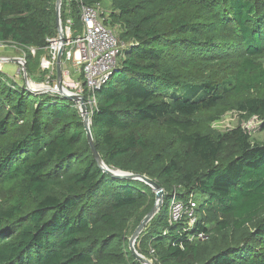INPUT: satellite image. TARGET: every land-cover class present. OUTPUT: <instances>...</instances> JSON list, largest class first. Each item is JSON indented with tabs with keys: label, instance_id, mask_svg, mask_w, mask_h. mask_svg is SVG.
<instances>
[{
	"label": "trees",
	"instance_id": "trees-1",
	"mask_svg": "<svg viewBox=\"0 0 264 264\" xmlns=\"http://www.w3.org/2000/svg\"><path fill=\"white\" fill-rule=\"evenodd\" d=\"M56 1H0V40L25 50L29 75L58 36ZM104 1L63 0L62 25L80 34L81 4ZM110 2L106 23L129 46L97 91L91 130L108 166L165 191L139 252L154 264H264V142L241 127L199 129L236 108L264 131V0ZM220 55L236 64L222 84L189 75ZM0 148V264H142L129 238L156 192L104 172L75 101L0 72ZM191 194L197 222L171 224L172 200Z\"/></svg>",
	"mask_w": 264,
	"mask_h": 264
},
{
	"label": "built area",
	"instance_id": "built-area-1",
	"mask_svg": "<svg viewBox=\"0 0 264 264\" xmlns=\"http://www.w3.org/2000/svg\"><path fill=\"white\" fill-rule=\"evenodd\" d=\"M105 13L101 9L100 4L94 6L81 4L83 31L75 35L73 21L69 18L66 25L63 26L65 34L64 43L59 33L57 37L49 39L48 58H52V61H48L49 59L47 58L48 60L44 59L42 63V67L52 69V66L58 60L59 51L63 46L62 63L64 60L74 61L78 72L84 78V82L80 84L74 79H66L67 73H64L63 86L67 93L74 92L84 96L90 116L97 108V91L109 82L112 74L119 67L122 60L121 57L125 55V49L129 46V42L121 40L118 34L108 27L106 23L107 14L106 16L103 15ZM9 49L23 50L20 44L13 40H0V51H7ZM32 53L35 54V49H32ZM26 57V52L13 57H0V71H3L4 63L13 62L17 64L19 74L28 80L29 74L26 68ZM50 73L46 78V82L49 84L31 82V90L36 93L41 91L34 88L33 84L49 87V90L57 89V83L54 87L50 85L52 72ZM86 89L87 92H85ZM195 208L196 201L194 194H191L188 201L173 199L170 204V223H178L187 217L190 225L195 224L197 222Z\"/></svg>",
	"mask_w": 264,
	"mask_h": 264
},
{
	"label": "rangeland",
	"instance_id": "rangeland-1",
	"mask_svg": "<svg viewBox=\"0 0 264 264\" xmlns=\"http://www.w3.org/2000/svg\"><path fill=\"white\" fill-rule=\"evenodd\" d=\"M110 7H111L110 0H105L103 2V4L101 5V9L106 12L107 18L109 17L108 15L110 14ZM107 25L119 36L120 31H121V28L119 25H113L112 23H109V22L107 23ZM229 32L233 33V31H229ZM225 46H227V45H225ZM233 46H235L234 48H238V47H236V46H238L237 43H234ZM22 52H25V50H18V54L22 53ZM220 53L223 54L224 56H226L229 60H230V58H234L233 59V61H234L236 58H238V56L235 57V55H233V54H228L229 53L228 50L227 51L226 50H220ZM13 54H14L13 52L6 53V55H13ZM183 54H185V52H183ZM0 57H3V56L0 55ZM121 58H120V60H121ZM222 58L223 57L220 55V57L217 58V60H215L212 64L202 65L201 67L194 68L189 75L194 74L196 76V78L199 80H202V79H205L206 77H208L210 80H212L216 83L222 84L234 72L233 68L236 65L234 62H231V63L227 62L228 59L221 61L220 59H222ZM48 59H47L48 61H52V58L49 57ZM259 61L262 62V64L264 65V57L260 58ZM0 72H3L4 74H6V76L10 80L26 85V88L34 94H38V93L31 90V87H30L31 82H36L38 84H41V83L49 84L48 82H46V78H47V75L51 74L50 72H52V79H51L50 85L54 87L57 83V78H58V76H57V62L52 66L51 71H50V69H47L45 67L40 68V70L38 72L30 74L28 80H26L22 75L19 74L18 66H17V64H15L13 62L4 63L3 64V71H0ZM62 72H63V79H64V73H67V76H65L66 79L67 78H71L72 80L74 79L77 83H80V84H82L84 82L83 78H81L82 75L78 72V70L75 66L74 61L64 60L62 63ZM28 84H29V86H28ZM43 91H45V93L60 95L57 92L54 93V92L47 91V90H43ZM259 91L261 93L264 91V85H261L259 87ZM63 97H65V96H63ZM76 104L78 105L79 111L81 112L80 104L77 102H76ZM81 115H82V112H81ZM199 127H200L199 129L211 127L212 129L217 130V131L222 132V133L230 132L234 128L241 127L242 129H244L249 134V136L253 139V141L264 142V131L262 130L261 119L256 117V116H254L252 118H247L243 112H241L240 110H238L236 108L228 109L222 116H220L218 119H215V120H212L208 117H205L200 122ZM1 152L2 151L0 148V154H1ZM199 195L201 196V194L197 193L196 198L199 197ZM132 234H133V232L131 233L130 237L132 236ZM135 248L139 252V250L137 248V242L135 244ZM151 253H153V251H151ZM146 258H148V257H146ZM148 259H150L154 264L153 259H151V258H148Z\"/></svg>",
	"mask_w": 264,
	"mask_h": 264
},
{
	"label": "water",
	"instance_id": "water-1",
	"mask_svg": "<svg viewBox=\"0 0 264 264\" xmlns=\"http://www.w3.org/2000/svg\"><path fill=\"white\" fill-rule=\"evenodd\" d=\"M63 0H57L56 1V21H57V29L58 33L64 43L65 40V34L63 32V25H62V19H61V7H62ZM63 53H64V48L63 46L61 47L59 54H58V60H57V89H50L49 91L54 92V93H59L61 96H65L66 98H69L77 103L80 104L81 107V112L85 124V129L87 132V138L89 141V144L91 146V149L93 151L94 157L97 160L99 166L104 170L105 173L110 174L112 176H115L117 178H124V179H130V180H142L146 182L147 184L151 185L155 192H156V203L152 210L144 217V219L141 221V223L138 225V227L135 229L133 232L132 236L129 238V244L131 247V251L133 254L137 257V259L142 263V264H153V262L143 256L141 253L137 251L135 248V244L142 234V232L145 230L146 226L150 223V221L157 215L159 210L161 209L164 198H165V191L161 187V185L148 177L147 175L144 174H137L133 172H127L123 171L121 169H116L113 167L108 166L102 159L101 154L99 153L95 140L93 138L92 130H91V118L89 114V110L87 107V104L85 102V98L81 94H77L74 92H69L67 93L65 91V87L63 86V72H62V58H63ZM100 90V89H99ZM98 90V91H99ZM40 93H45V91H39L38 94Z\"/></svg>",
	"mask_w": 264,
	"mask_h": 264
},
{
	"label": "crops",
	"instance_id": "crops-1",
	"mask_svg": "<svg viewBox=\"0 0 264 264\" xmlns=\"http://www.w3.org/2000/svg\"><path fill=\"white\" fill-rule=\"evenodd\" d=\"M3 52H4V53H3ZM8 52H13L14 54H13V55H6V53H8ZM19 54H20V53H19ZM19 54H18V50H14V49H9V50H7V51H0V55H1V56H6V57H13V56H17V55H19ZM48 56H49V51H47V53H46L45 55L42 56V58H41V65H40V68H43V67H42L43 60H44V59H47ZM50 71H51V69H50Z\"/></svg>",
	"mask_w": 264,
	"mask_h": 264
},
{
	"label": "bare ground",
	"instance_id": "bare-ground-1",
	"mask_svg": "<svg viewBox=\"0 0 264 264\" xmlns=\"http://www.w3.org/2000/svg\"><path fill=\"white\" fill-rule=\"evenodd\" d=\"M33 87L34 88H37V89H40L41 91H43V90H49V87H46V86H43V85L33 84ZM42 88H44V89H42ZM90 118H91V116H90Z\"/></svg>",
	"mask_w": 264,
	"mask_h": 264
}]
</instances>
